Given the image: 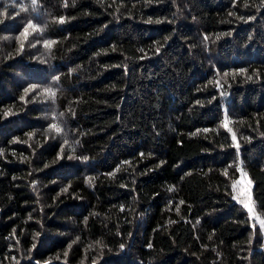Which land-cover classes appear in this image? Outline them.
<instances>
[{"label":"trees","instance_id":"1","mask_svg":"<svg viewBox=\"0 0 264 264\" xmlns=\"http://www.w3.org/2000/svg\"><path fill=\"white\" fill-rule=\"evenodd\" d=\"M241 172L264 0H0V264H264Z\"/></svg>","mask_w":264,"mask_h":264},{"label":"rangeland","instance_id":"2","mask_svg":"<svg viewBox=\"0 0 264 264\" xmlns=\"http://www.w3.org/2000/svg\"><path fill=\"white\" fill-rule=\"evenodd\" d=\"M225 125L228 126V120L225 118ZM232 135L235 136L234 132H232ZM235 192H234V199L237 201H244L245 203H248L253 208V213L249 217L252 224H257L261 227V229L264 231V227L261 225V221L263 220L260 215L255 210V206L253 205V202L251 200V183H249L248 178L241 172V175L238 177V181L235 182ZM241 203V202H240ZM244 205V204H243ZM246 209V208H245ZM247 210V209H246ZM248 212V210H247ZM55 264H59V261ZM65 264H68V262L65 261Z\"/></svg>","mask_w":264,"mask_h":264},{"label":"snow or ice","instance_id":"3","mask_svg":"<svg viewBox=\"0 0 264 264\" xmlns=\"http://www.w3.org/2000/svg\"><path fill=\"white\" fill-rule=\"evenodd\" d=\"M32 4H33V8H35V4H36V0H32ZM6 14V13H5ZM60 22L61 23H63L64 21H63V18H60ZM28 27H32V25L31 24H29L26 28H25V33L27 32V30H28ZM48 44H49V42H45V46H48ZM158 51V50H157ZM249 78H251V77H249ZM33 88L35 87V86H32ZM30 89H26L25 91L27 92V91H29ZM44 91L46 92V93H48V94H50L51 96H54L55 95V93L52 91V89H50V88H46V89H44ZM9 113L8 112H6L5 113V115L7 116ZM225 126H227V125H225ZM50 127H54L55 128V130L57 131V132H60L61 131V129L59 128V127H57V126H55V125H52V126H50ZM233 139L235 140V136H233ZM65 142H67V141H65ZM86 159V158H85ZM47 166V165H46ZM249 183H251L250 181H249ZM234 188H235V185H234ZM67 189H65V191H66ZM235 198V197H234ZM241 203H243L244 204V207L248 210V213L251 215L252 213H253V208L248 204V203H245L244 201H240ZM182 203V202H181ZM261 225H262V227H264V220H262L261 221ZM123 247V246H122Z\"/></svg>","mask_w":264,"mask_h":264}]
</instances>
